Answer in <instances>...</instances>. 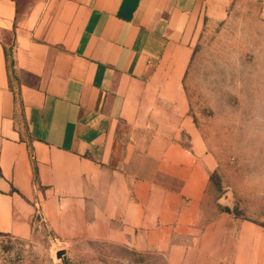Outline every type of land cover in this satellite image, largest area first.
<instances>
[{
	"label": "crops",
	"instance_id": "0c3cea01",
	"mask_svg": "<svg viewBox=\"0 0 264 264\" xmlns=\"http://www.w3.org/2000/svg\"><path fill=\"white\" fill-rule=\"evenodd\" d=\"M228 1L0 0V234L44 225L169 264H244L256 229L226 252L182 84L205 16Z\"/></svg>",
	"mask_w": 264,
	"mask_h": 264
},
{
	"label": "rangeland",
	"instance_id": "374dc122",
	"mask_svg": "<svg viewBox=\"0 0 264 264\" xmlns=\"http://www.w3.org/2000/svg\"><path fill=\"white\" fill-rule=\"evenodd\" d=\"M224 8L221 17L205 16L182 84L187 115L216 164L210 181L227 218L226 252L235 250L238 230L254 228L255 245L243 244L242 263L255 247L264 264V0H229ZM0 264L169 262L112 240L64 241L37 225L28 239L0 234Z\"/></svg>",
	"mask_w": 264,
	"mask_h": 264
},
{
	"label": "water",
	"instance_id": "95a60500",
	"mask_svg": "<svg viewBox=\"0 0 264 264\" xmlns=\"http://www.w3.org/2000/svg\"><path fill=\"white\" fill-rule=\"evenodd\" d=\"M222 201H224V200H222ZM64 254H65V251L62 250V251L57 252L56 256H57L58 259H61Z\"/></svg>",
	"mask_w": 264,
	"mask_h": 264
}]
</instances>
